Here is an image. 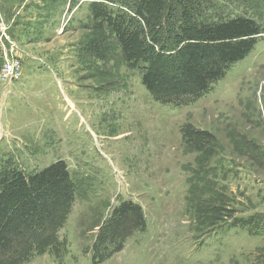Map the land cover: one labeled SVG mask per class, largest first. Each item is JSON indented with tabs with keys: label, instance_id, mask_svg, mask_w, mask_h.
Segmentation results:
<instances>
[{
	"label": "rangeland",
	"instance_id": "rangeland-1",
	"mask_svg": "<svg viewBox=\"0 0 264 264\" xmlns=\"http://www.w3.org/2000/svg\"><path fill=\"white\" fill-rule=\"evenodd\" d=\"M89 2L0 0L22 61L6 81L0 51V172L64 160L77 192L59 232L68 254L26 264H264V0L236 6L263 27L253 49L180 103L157 101L118 43L94 35ZM124 201L144 226L96 253Z\"/></svg>",
	"mask_w": 264,
	"mask_h": 264
},
{
	"label": "trees",
	"instance_id": "trees-1",
	"mask_svg": "<svg viewBox=\"0 0 264 264\" xmlns=\"http://www.w3.org/2000/svg\"><path fill=\"white\" fill-rule=\"evenodd\" d=\"M89 1L94 35L105 32L118 43L127 63L138 64L142 83L163 103H180L209 91L213 82L245 58L263 32L253 16L235 14L237 5L249 12L245 2L249 0ZM6 170L0 172V264H26L45 253L64 258L68 244L59 232L77 195L67 163L57 160L29 175ZM202 206L205 210L208 205ZM216 211L218 207L205 215L216 218ZM143 226L142 207L122 202L103 228L104 240L98 239L95 252L100 244L124 239Z\"/></svg>",
	"mask_w": 264,
	"mask_h": 264
},
{
	"label": "built area",
	"instance_id": "built-area-1",
	"mask_svg": "<svg viewBox=\"0 0 264 264\" xmlns=\"http://www.w3.org/2000/svg\"><path fill=\"white\" fill-rule=\"evenodd\" d=\"M1 10V9H0ZM3 19L0 14V22ZM4 22L0 23V51L2 54V78L6 81L17 80L21 74L22 61L16 53L17 44L9 39Z\"/></svg>",
	"mask_w": 264,
	"mask_h": 264
}]
</instances>
